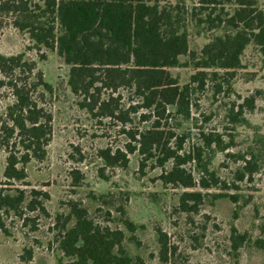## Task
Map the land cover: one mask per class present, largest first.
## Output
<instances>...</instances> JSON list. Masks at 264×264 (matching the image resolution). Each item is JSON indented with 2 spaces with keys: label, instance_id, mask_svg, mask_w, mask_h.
I'll return each instance as SVG.
<instances>
[{
  "label": "trees",
  "instance_id": "1",
  "mask_svg": "<svg viewBox=\"0 0 264 264\" xmlns=\"http://www.w3.org/2000/svg\"><path fill=\"white\" fill-rule=\"evenodd\" d=\"M163 2L0 0V29L7 16L36 49L57 51L70 68L67 84L79 98V108L99 123L118 124L128 140L124 149L101 150L100 158L107 166L127 169L129 154L138 153L142 172L150 164L161 170L163 185L184 189L178 209L192 217L211 197L229 198L238 204L240 185L253 183L255 175L264 171V135L246 117L256 108L254 96L224 107V119L231 126L224 132L206 127L212 117L200 121L194 116L199 109L195 96L205 91L207 82L214 85V97L231 95V80L242 68L249 46L258 47L264 64V11L258 0H200L192 8L193 21L211 30L220 28L223 34L200 53L191 52L196 72L182 85L168 69L177 67L180 58L190 52L189 34L173 8ZM227 4L234 7L232 11L226 9ZM0 90L12 97L5 116L0 117V148L8 154L0 176V235L9 234V215L25 227L33 223L31 230L36 231L39 218H50L45 204L49 195L17 187L26 185L31 162L47 158L53 115L45 102L54 88L35 61L24 54L5 56L0 52ZM185 123L192 127L182 131ZM240 125L255 130L254 136L244 151H233L236 135L232 132ZM218 153L225 155L227 163L222 166L230 169L229 179H223L213 167ZM230 163L235 167L231 169ZM212 190L222 193L204 192ZM68 208V215L56 218L59 249L71 260L67 264H142L125 249L122 230L97 223L75 201ZM33 214L37 216L31 217ZM124 224L130 231L136 230L128 218ZM159 235L160 255L167 262V235L162 231ZM231 242L235 252L249 244L264 254V237L252 239L235 226ZM32 258L33 249L25 248L22 262Z\"/></svg>",
  "mask_w": 264,
  "mask_h": 264
},
{
  "label": "rangeland",
  "instance_id": "2",
  "mask_svg": "<svg viewBox=\"0 0 264 264\" xmlns=\"http://www.w3.org/2000/svg\"><path fill=\"white\" fill-rule=\"evenodd\" d=\"M199 1L163 2L173 8L174 15L186 25L189 34L190 52L180 58L177 67L168 69L182 85L187 84L196 72L191 52L200 53L212 39L223 34L220 28L211 30L193 21L192 8ZM258 4L264 11V0H258ZM233 8L226 5L228 11ZM6 17L0 29L1 54H24L26 59L35 61L45 80L54 88L53 94L46 95L45 102L53 115V136L45 161L31 162L27 167L26 185L18 184L17 187L46 192L49 198L45 204L50 218H39L36 222L38 230L32 231L33 223L25 227L21 220L6 216L9 234L0 235V264L69 263L71 260L59 249L57 236L60 230L56 218L69 214L70 201L84 206L97 223L122 230L125 249L133 259L140 258L142 264H264V254L257 248L247 244L235 252L231 242L233 225L242 233L248 232L252 239L264 237V171L255 175L253 183L240 185L238 205L229 198L216 200L211 197L200 207L198 214L191 217L181 213L179 197L184 189L163 185L159 179L161 170L153 169L150 164L142 172L138 153L129 154L127 169L106 165L100 158V151L124 149L128 143L120 126L110 121L99 123L81 110L79 98L67 84L70 68L58 52L36 49L29 36L12 25V18ZM242 61V68L231 80V95L214 97V85L207 82L205 91L195 96L199 109L194 110V116L200 121L212 117L206 127L224 132L226 127L231 128L224 119V107L233 102L242 104L245 98L254 96L256 108L247 112L246 117L264 135V64L258 47L249 46ZM11 102L8 92L0 90V117L5 116ZM191 127V123H185L182 131ZM254 131L238 126L236 132H232L236 135L233 151H244L250 145ZM7 158L6 151L0 148V176L4 174ZM223 163H227L225 155L218 153L213 167L223 179H229L230 169L224 168ZM229 165L231 169L235 167L232 163ZM204 192L222 193L220 190ZM127 218L134 223V232L125 226ZM159 231L167 235L170 249L167 262L160 255ZM25 248L33 249V258L26 263L21 260Z\"/></svg>",
  "mask_w": 264,
  "mask_h": 264
},
{
  "label": "flooded vegetation",
  "instance_id": "3",
  "mask_svg": "<svg viewBox=\"0 0 264 264\" xmlns=\"http://www.w3.org/2000/svg\"><path fill=\"white\" fill-rule=\"evenodd\" d=\"M249 121V120H248ZM235 193V192H234ZM233 203V202H232ZM233 204H235V203H233ZM239 204V203H238ZM238 204H235V205H238ZM34 215V214H33ZM37 216V215H36ZM233 226H235V225H233ZM232 226V227H233ZM236 227V226H235ZM231 232H232V229H231ZM244 233V232H243ZM2 235V234H1ZM8 235V234H7ZM25 250V249H24Z\"/></svg>",
  "mask_w": 264,
  "mask_h": 264
}]
</instances>
